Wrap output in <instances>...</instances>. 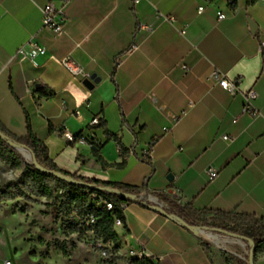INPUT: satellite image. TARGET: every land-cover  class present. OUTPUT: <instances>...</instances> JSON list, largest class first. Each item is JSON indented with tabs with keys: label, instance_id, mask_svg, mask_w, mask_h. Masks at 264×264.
I'll use <instances>...</instances> for the list:
<instances>
[{
	"label": "crops",
	"instance_id": "1",
	"mask_svg": "<svg viewBox=\"0 0 264 264\" xmlns=\"http://www.w3.org/2000/svg\"><path fill=\"white\" fill-rule=\"evenodd\" d=\"M48 1L0 0V122L24 136L28 121L65 172L146 189L152 204L170 210L190 204L264 224V0H71L59 35L42 25ZM30 39L46 53L14 56ZM69 56L85 76L64 69L60 61ZM214 68L236 80L239 92L215 82ZM87 76L98 79L92 89L83 84ZM250 88L257 117L242 111L241 92ZM150 146V162L140 160ZM124 216L115 231L125 254L142 250L158 264L247 262L244 240L217 233L212 241L138 204L125 207Z\"/></svg>",
	"mask_w": 264,
	"mask_h": 264
},
{
	"label": "trees",
	"instance_id": "2",
	"mask_svg": "<svg viewBox=\"0 0 264 264\" xmlns=\"http://www.w3.org/2000/svg\"><path fill=\"white\" fill-rule=\"evenodd\" d=\"M245 1L247 5H251L258 0ZM105 133L108 139L112 138L106 129ZM7 141L18 144L30 152L37 164L44 170L60 171L80 181L97 184L103 188L94 190L77 184L63 182L46 171L37 169L34 164L28 163ZM120 151L124 153L121 147ZM95 153L97 154V152ZM0 158L7 162L13 170H21L20 179L24 188L23 190L14 191L8 186L0 194V198L11 200L18 195L26 198H29L30 195L44 197L46 200L51 201V204H53L52 209L64 211L60 228L64 236L70 234L81 236L87 231H92L95 235V241L102 240L104 243H111L110 253H116L121 248L114 227V219L122 220L123 226H125V207L130 204H138L151 208L152 205V203H144L142 200H137L133 197L140 196L142 192L140 187L119 182L84 179L76 174L59 169L50 159L44 142L40 141L32 132L28 121L26 122V134L24 136H17L11 133L0 122ZM124 163L125 160L123 159L117 166L121 167ZM59 190L60 192H58ZM121 193H126L130 196L125 197ZM91 196L94 197L93 200L90 198ZM101 200L110 201L112 208L108 210ZM178 211V217L187 225L207 230L220 229L226 233L239 236L246 242H250L248 252L252 253L255 264L259 257L264 256V224L262 218L237 212L197 209L190 204L179 206ZM90 218L94 220L92 223H89ZM58 245L62 254L68 255L65 242H59ZM71 247H75V244H72ZM128 261L130 264H152L151 259L148 257L139 259L131 256ZM225 261L227 264H248L235 257L226 258Z\"/></svg>",
	"mask_w": 264,
	"mask_h": 264
},
{
	"label": "rangeland",
	"instance_id": "3",
	"mask_svg": "<svg viewBox=\"0 0 264 264\" xmlns=\"http://www.w3.org/2000/svg\"><path fill=\"white\" fill-rule=\"evenodd\" d=\"M26 157L23 158L29 161L30 157ZM20 173L21 170H13L0 158V194L8 186L14 191L24 189ZM52 206L51 201L33 195L29 198L18 195L11 200L0 198V264L7 259L14 264H100V250L94 246L93 232L64 236L60 229L64 211H55ZM62 241L68 255L59 249L58 243ZM111 254L113 264L129 263L127 254L121 251Z\"/></svg>",
	"mask_w": 264,
	"mask_h": 264
},
{
	"label": "built area",
	"instance_id": "4",
	"mask_svg": "<svg viewBox=\"0 0 264 264\" xmlns=\"http://www.w3.org/2000/svg\"><path fill=\"white\" fill-rule=\"evenodd\" d=\"M71 0H59V4L56 5L53 0L48 1L44 6H42L41 14H42V25L45 29L53 32L56 35H59L63 32L66 18L64 15L63 7L66 3H68ZM140 0H132L134 4L138 3ZM203 6H200L198 8V11H202ZM218 18L222 19L225 17V15L218 11L217 12ZM141 27L143 28H149V25L141 24ZM46 53V49L43 48L38 43L34 42L33 40H28L27 42L20 45L16 51L14 56H18L20 58H29L34 59L37 56L44 55ZM116 60H119V57L116 58ZM61 65L66 69L69 73L74 75H81L85 76L82 70L81 64L76 61L73 57L69 56L60 61ZM210 77L217 82L222 88L226 89L228 92L235 94L239 92V87L236 80L229 79L225 73L221 72L219 69L214 68L211 72ZM84 78H89L84 77ZM242 98H243V107L242 111L252 117L259 116V112L257 111L254 102L257 98V92L255 89L250 88L246 91L241 92ZM79 111H76L74 113V116H78ZM99 122V119L97 117L93 118L91 120L92 124H97ZM63 136L67 137L70 140H73L75 138V135H72L70 132L65 131L63 133ZM223 139L227 140L228 136L223 135ZM77 140L80 142H87L91 145L90 140L87 137H84L83 135H79L77 137ZM137 157L142 161L150 162L152 157V148L151 146L141 154H138ZM209 179H214L217 176V171L214 168H209L206 171ZM147 179L145 180L144 184H146ZM92 200L94 197H90ZM151 196L149 195L148 191L145 189L143 192H141L140 196L138 197L139 200H142L144 203H151ZM102 203L105 204L106 208L109 210L112 208V203L110 201H104L101 200ZM154 205L164 207L165 209L169 210L174 215H179L178 210H170L168 207H166L163 203L158 202L157 200H154ZM94 220L93 218H90L89 223H92ZM177 223L184 227L181 221H177ZM117 226H123L122 220L115 218L114 219V227ZM249 245V244H248ZM94 246L97 247V249L100 250V264H113L111 256L112 254L109 252V248L111 247V243H104L102 240H96L94 243ZM120 251V250H118ZM128 259L131 256L137 257L139 259L146 257L144 252L142 250L130 248L127 251ZM152 261V264H158V261L150 258ZM158 260V259H157ZM129 262V261H128ZM3 264H12V261L7 259L3 261ZM130 264V263H128Z\"/></svg>",
	"mask_w": 264,
	"mask_h": 264
},
{
	"label": "water",
	"instance_id": "5",
	"mask_svg": "<svg viewBox=\"0 0 264 264\" xmlns=\"http://www.w3.org/2000/svg\"><path fill=\"white\" fill-rule=\"evenodd\" d=\"M247 22H248V25H249V29H250V31L252 32V33H254L256 30H257V25H256V23L250 18V17H248L247 18ZM98 79H96V77H94V76H90L89 78H85L84 80H83V84H84V86L85 87H87L88 89H92V87H93V84L97 81ZM38 87H40V85H36V88H38ZM16 151H18L19 153H21L20 152V150L18 149V147H20V148H22V149H24L22 146H20V145H18V144H14V143H12V142H10V141H7ZM25 150V149H24ZM29 153V155H30V160L29 161H27L28 163H30V164H34L36 167H37V169H39V170H41V171H46L48 174H50V175H52L53 177H55V178H57V179H59V180H61V181H63V182H67V183H73V184H77V185H80V186H83V187H85V188H88V189H94V190H100V189H102L103 187H101L100 185H97V184H93V183H88V182H84V181H80V180H78V179H76V178H73V177H71V176H69V175H66V174H64V173H62V172H60V171H54V170H44L42 167H40L38 164H37V162H36V160H35V158L33 157V155L30 153V152H28ZM23 157H25L24 155H23ZM169 179H171L172 177L171 176H169L168 177ZM107 190H109V191H112V192H114V193H118L117 191H113V190H110V189H107ZM123 196H130V195H128V194H126V193H121ZM135 199H137V200H139L138 199V197H136V196H133ZM151 208H153V209H155V210H157V211H159V212H161V213H164V214H166V215H168V216H170V217H172L176 222L177 221H181V223L183 224V226L184 227H186V228H188L190 231H192V232H195V233H207V234H209V235H213V236H216V234L217 233H222V234H225V235H227V236H229V237H233V238H236V239H239V240H243L241 237H239V236H236V235H233V234H231V233H226V232H224V231H222V230H220V229H215V230H207V229H205V228H201V227H197V226H193V225H187L186 223H184V221L182 220V219H180L177 215H174V214H172V213H168V210L167 209H165L164 207H161V206H157V205H154V204H152L151 205ZM249 245H250V242H247ZM247 263L248 264H255L254 263V260H253V255H252V253L250 252H248V259H247Z\"/></svg>",
	"mask_w": 264,
	"mask_h": 264
},
{
	"label": "bare ground",
	"instance_id": "6",
	"mask_svg": "<svg viewBox=\"0 0 264 264\" xmlns=\"http://www.w3.org/2000/svg\"><path fill=\"white\" fill-rule=\"evenodd\" d=\"M18 149L20 150V152H22L23 154H25L28 158L30 157V155H28V153L26 151H24L22 148L18 147ZM205 237H207L208 239H211L212 241H216L217 240L215 236H211L209 234H205Z\"/></svg>",
	"mask_w": 264,
	"mask_h": 264
}]
</instances>
